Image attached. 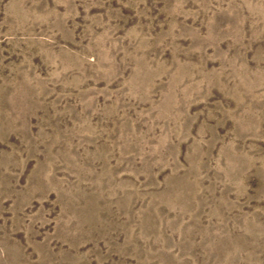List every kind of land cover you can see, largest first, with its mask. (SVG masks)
<instances>
[{
  "label": "rangeland",
  "instance_id": "374dc122",
  "mask_svg": "<svg viewBox=\"0 0 264 264\" xmlns=\"http://www.w3.org/2000/svg\"><path fill=\"white\" fill-rule=\"evenodd\" d=\"M0 264H264V0H0Z\"/></svg>",
  "mask_w": 264,
  "mask_h": 264
}]
</instances>
